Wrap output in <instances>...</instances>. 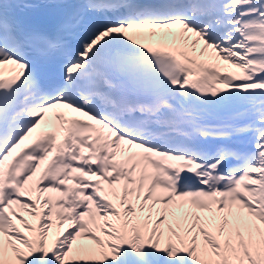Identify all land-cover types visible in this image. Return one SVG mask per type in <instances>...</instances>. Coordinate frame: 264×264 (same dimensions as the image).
Instances as JSON below:
<instances>
[{
	"label": "snow or ice",
	"instance_id": "6c2138e0",
	"mask_svg": "<svg viewBox=\"0 0 264 264\" xmlns=\"http://www.w3.org/2000/svg\"><path fill=\"white\" fill-rule=\"evenodd\" d=\"M0 264H264V0H0Z\"/></svg>",
	"mask_w": 264,
	"mask_h": 264
}]
</instances>
